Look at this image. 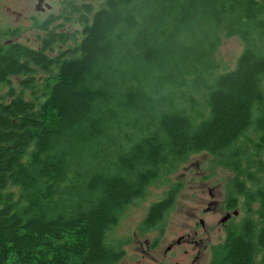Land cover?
<instances>
[{
  "label": "trees",
  "instance_id": "1",
  "mask_svg": "<svg viewBox=\"0 0 264 264\" xmlns=\"http://www.w3.org/2000/svg\"><path fill=\"white\" fill-rule=\"evenodd\" d=\"M78 2L80 38L0 44V264L112 263L122 210L200 151L235 174L228 209L254 214L209 264H264V0ZM221 32L244 44L224 72Z\"/></svg>",
  "mask_w": 264,
  "mask_h": 264
},
{
  "label": "rangeland",
  "instance_id": "2",
  "mask_svg": "<svg viewBox=\"0 0 264 264\" xmlns=\"http://www.w3.org/2000/svg\"><path fill=\"white\" fill-rule=\"evenodd\" d=\"M45 1L51 7L39 11L35 8L37 0H4L3 4L13 6L14 11L23 14L19 19L17 14L0 8V44L10 40L38 49L40 39L49 32L77 34L80 38L83 25L78 15L66 8L64 0ZM103 1L79 0L78 4L89 3L98 9ZM31 15L33 22L25 18ZM12 31L16 33L11 35ZM6 32L8 35L3 36ZM71 43L70 40L55 44L47 52L55 55ZM243 49L244 44L238 36H226L221 32L220 44L214 53L219 70L233 69ZM11 80V85L19 91L21 77L14 76ZM6 88L5 85L3 89ZM234 175L232 170L219 166L214 155L205 151L191 154L173 172L161 175L122 210L118 223L109 231L107 243L120 252L110 264H209L217 246L223 242L229 224V220L221 223V219L233 211L236 212L232 216L234 221L247 215L254 217L252 211L249 214L244 211L242 197L235 209H228L226 205L229 183ZM10 190L19 194L18 188L10 187ZM170 195L172 198L162 218L147 226L145 221L151 206ZM194 231L197 233L193 236ZM187 234V240L194 238L197 243L177 244L176 241ZM169 246L171 248L167 250ZM198 249L201 256L193 261ZM259 258L257 254L255 260Z\"/></svg>",
  "mask_w": 264,
  "mask_h": 264
},
{
  "label": "flooded vegetation",
  "instance_id": "3",
  "mask_svg": "<svg viewBox=\"0 0 264 264\" xmlns=\"http://www.w3.org/2000/svg\"><path fill=\"white\" fill-rule=\"evenodd\" d=\"M3 1L4 0H0V8L1 7H3V9H4V11H6V12H9V13H11V12H13V13H15V14H17V16H18V18L20 19L21 17H22V14L23 13H18V12H16V11H14L13 9H12V7L11 6H8V5H5V4H3ZM38 1V0H37ZM37 3V2H36ZM45 4H48L45 0H42V3H41V6H40V9H39V11H45L46 9H49L50 7H51V5L49 4V8H47L46 6H45ZM37 10V9H36ZM23 18H24V16H23ZM25 18H27L29 21H32L33 22V15H31V16H26ZM15 32V31H14ZM14 32L12 31V32H10V34L11 35H13L14 34ZM16 33V32H15ZM6 35H8V32H6L3 36H6ZM0 36H2L1 34H0ZM6 43H11L10 42V40H7L6 41ZM234 213H235V211H233V213L231 212V213H227V215H229V217L227 218V221L229 220V219H231V217L234 215ZM202 222V221H201ZM203 224H204V222H202ZM221 223H224V222H221ZM202 224V225H203ZM204 226V225H203ZM196 231H194V233H193V236L194 235H196ZM184 237V238H183ZM186 237L188 238L189 237V234H187V235H185V236H182L181 237V239H178L176 242H177V244H181L182 242H186L187 244H189V243H191V244H194V243H197V241L194 239V238H190L189 240H187L186 239ZM185 239V240H184ZM170 246L167 248V250H170ZM201 251H200V249H198V251L197 252H195V254H194V256H193V261H196V260H198L199 259V257L201 256V253H200Z\"/></svg>",
  "mask_w": 264,
  "mask_h": 264
},
{
  "label": "water",
  "instance_id": "4",
  "mask_svg": "<svg viewBox=\"0 0 264 264\" xmlns=\"http://www.w3.org/2000/svg\"><path fill=\"white\" fill-rule=\"evenodd\" d=\"M41 3H42V0H38L37 3L35 4V8H36L37 10L40 9ZM45 6H46L47 8L50 7L49 4H45ZM235 214H236V212H235ZM228 217H229V215L224 216V217L221 219V222L226 221ZM202 222H203V221H202ZM202 222H201V223H202Z\"/></svg>",
  "mask_w": 264,
  "mask_h": 264
}]
</instances>
